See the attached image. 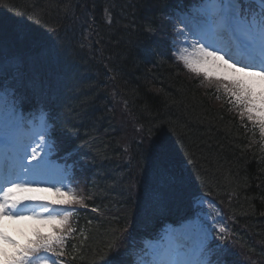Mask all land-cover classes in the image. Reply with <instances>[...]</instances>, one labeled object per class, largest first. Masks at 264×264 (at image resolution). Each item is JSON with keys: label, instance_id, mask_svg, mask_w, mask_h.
<instances>
[{"label": "trees", "instance_id": "obj_1", "mask_svg": "<svg viewBox=\"0 0 264 264\" xmlns=\"http://www.w3.org/2000/svg\"><path fill=\"white\" fill-rule=\"evenodd\" d=\"M188 1L0 0V61L24 59L22 78L38 90L23 99L54 86L65 152L83 162L73 190L86 210L67 237V264H130L138 240L191 219L200 198L224 212L212 253L264 264V137L225 80L206 92L155 40L172 35L171 16ZM39 51L48 62L35 58L31 70Z\"/></svg>", "mask_w": 264, "mask_h": 264}, {"label": "snow or ice", "instance_id": "obj_2", "mask_svg": "<svg viewBox=\"0 0 264 264\" xmlns=\"http://www.w3.org/2000/svg\"><path fill=\"white\" fill-rule=\"evenodd\" d=\"M243 4L255 5L256 7H242ZM205 10L197 22V29H200V22L206 26L208 31L219 38L227 37L230 44L242 53V59L229 63L224 56L218 54V50H209L202 42L199 47L193 44L195 57H181L185 65L193 72L202 70L203 65L223 61L234 73H241L245 77L259 78L264 82V0H207ZM187 27V25H186ZM207 78L208 71H204ZM226 80L224 90L231 96L232 102L241 109L239 115L247 116V119L258 127L261 137H264V84L260 90H256L253 82L245 79H229L228 77H217ZM163 145L156 148V157L161 159L164 156ZM23 159H27L24 157ZM31 161H37L35 167H39L37 149L32 148ZM29 161V163H31ZM36 189L20 180L7 182L0 191V243L13 245L15 251L8 254L0 247V261L2 264H59L58 261L50 260L48 257H62L65 254L66 233L74 231L69 225L71 212L67 210L68 205L80 204L82 199L73 193H64L61 188L56 187L59 195H67L69 199L55 202L58 207H51L44 203H33L31 207L26 201H35V197L20 196L16 193L33 192ZM48 190V189H43ZM23 205V207H22ZM42 208V213L35 212V208ZM24 221L39 220L53 225V231L44 234L40 231L34 232V238L29 239L23 245H17L4 231L2 222L5 220ZM219 231L223 233L224 228ZM207 249H205L206 251ZM44 254V255H42ZM118 264V262H117ZM158 264H181L177 260H161ZM195 264H210L209 261L197 260Z\"/></svg>", "mask_w": 264, "mask_h": 264}, {"label": "rangeland", "instance_id": "obj_3", "mask_svg": "<svg viewBox=\"0 0 264 264\" xmlns=\"http://www.w3.org/2000/svg\"><path fill=\"white\" fill-rule=\"evenodd\" d=\"M207 4V2H203L201 4L200 8H197V14L198 16H202L205 8L204 6ZM242 7H244V4L242 2ZM182 21V30H178V37L181 38V40L178 41L177 43V49L181 50V57H195V50L193 48V44L195 43L197 47H199V43L197 42L200 40L202 36V42L206 45L209 46V50H212L216 46L214 45L215 41L212 37H210V32L208 29L203 25L204 28L197 29V27L192 26L191 23H189V19H181ZM203 24V23H202ZM187 25V27H186ZM191 44V46H188L187 44ZM220 46V44H217ZM216 50H218L216 48ZM193 52V53H190ZM219 55L224 56V59L227 60L229 63H231L230 60L226 58L224 53L219 52ZM189 69L188 67H186ZM219 69L220 71L218 74L223 77H228L229 79H245L250 82H253L254 85L256 86V90H260V86L264 84V82L260 81L259 78H254V77H245L241 73H234L231 69L227 67L223 63V61H216L215 63H209L207 65L202 66V70L199 71V73L208 71L209 75L210 73H213L214 70ZM193 76L196 75L197 72H193ZM206 83L203 85L204 88L207 89V87H218L220 80L216 78V75H214L213 78L206 79ZM226 81V80H225ZM227 82V81H226ZM3 107V101L0 99V133H3L5 136L11 135L12 128L14 122L11 121V113H7L6 111H2ZM126 131V130H123ZM131 134V132H126L123 133V136H127ZM37 144H41L40 147L44 148V142L43 139H39L36 141ZM22 159L24 157H27V159H23V168H21L18 172V170L15 171V176L13 177L14 180H20L24 182L27 185H30L33 188L36 189H41L33 192H26V193H16L17 197L20 196H26V197H38L35 199L34 202H39L42 203L47 202L50 205H57L55 202L61 201V200H66L69 199L67 195H59L56 193L55 188L59 187L61 188V191L64 193L67 192V185L64 182L63 178L65 177V174H62L60 172V167H51V164L49 161L45 162L42 159H40L41 153L37 152L38 156V161H39V167H35L37 164V161H32L33 163L29 164V161H31V156L32 153L28 152L25 150L22 153ZM8 158V156H7ZM50 168V170L48 169ZM61 175V176H60ZM12 181V180H10ZM9 181V182H10ZM43 189H48V190H43ZM1 189L0 191H2ZM42 200V201H39ZM32 203L33 201H26L25 203ZM200 206V208H203L207 212H211L212 217L209 218L206 217V221L212 223H219L223 219L224 215L217 214V207L215 206L214 203H209V202H201L200 204H197ZM23 206V205H22ZM41 213V212H40ZM210 215V214H208ZM219 220V221H218ZM194 225L187 226L186 228L182 230H177L176 235L172 237H169V239L172 238V241H174V244L168 245V249L163 251H154L157 257H162L163 260H177L180 261V257L178 254H181L184 252L185 247L189 248L191 246L195 247L196 252L193 254V259L190 264H195V262L198 260L199 257V252L203 250L205 247H211L212 243L209 240L210 238V233H207L206 227L200 225V222L194 221ZM206 224V223H205ZM4 231L6 232L7 235H9L13 240L17 242V245H23L25 244L29 239L34 238V232L40 231L44 234H47L51 231H53L51 224L45 223L43 221L39 220H24V221H14V220H8L5 219L2 222ZM220 227H223V224H221ZM225 229V227H223ZM220 229V228H218ZM14 230V231H13ZM185 241L188 244L183 245L181 242ZM147 249L149 250H154L156 249L155 247L151 245H145ZM0 247H2L8 254H11L15 251V248L13 245L10 244H3L0 243ZM178 248V251L176 252L175 249ZM163 253V254H162ZM209 255V254H208ZM223 255H218L216 258H222ZM207 259L205 258V261ZM204 261V260H203ZM189 262V261H187ZM215 263L219 264V261H216ZM0 264H2V261H0ZM221 264V263H220Z\"/></svg>", "mask_w": 264, "mask_h": 264}, {"label": "bare ground", "instance_id": "obj_4", "mask_svg": "<svg viewBox=\"0 0 264 264\" xmlns=\"http://www.w3.org/2000/svg\"><path fill=\"white\" fill-rule=\"evenodd\" d=\"M31 98H32V97H31ZM53 103H54L53 101H48L49 107L52 108V109H55ZM59 110H60V109L58 108V111H59ZM13 231H14V230H13ZM194 250H196V249H195V247H193V246H192V249H191V250L187 248L186 251H185V254H186V255L180 257V262H182V261H186V260H187V257H186V256H187V255L190 256V254H192V252H193ZM182 253H183V252H182ZM178 255H181V254H178Z\"/></svg>", "mask_w": 264, "mask_h": 264}]
</instances>
